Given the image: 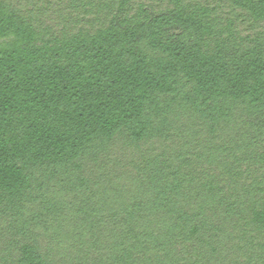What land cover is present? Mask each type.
<instances>
[{
    "label": "trees",
    "instance_id": "16d2710c",
    "mask_svg": "<svg viewBox=\"0 0 264 264\" xmlns=\"http://www.w3.org/2000/svg\"><path fill=\"white\" fill-rule=\"evenodd\" d=\"M0 264H264V0H0Z\"/></svg>",
    "mask_w": 264,
    "mask_h": 264
}]
</instances>
